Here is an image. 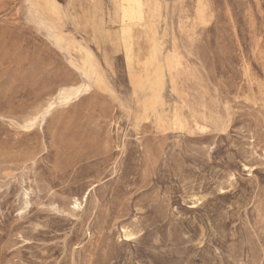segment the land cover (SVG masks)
<instances>
[{"label": "rangeland", "instance_id": "1", "mask_svg": "<svg viewBox=\"0 0 264 264\" xmlns=\"http://www.w3.org/2000/svg\"><path fill=\"white\" fill-rule=\"evenodd\" d=\"M0 264H264V0H0Z\"/></svg>", "mask_w": 264, "mask_h": 264}, {"label": "bare ground", "instance_id": "2", "mask_svg": "<svg viewBox=\"0 0 264 264\" xmlns=\"http://www.w3.org/2000/svg\"><path fill=\"white\" fill-rule=\"evenodd\" d=\"M145 34H146V37H148L149 36V33H148V29H145V32H144ZM161 122V121H160ZM175 125L176 126H179V127H181L182 128V124H181V122H180V120L176 117L175 118ZM127 237V236H126Z\"/></svg>", "mask_w": 264, "mask_h": 264}, {"label": "crops", "instance_id": "3", "mask_svg": "<svg viewBox=\"0 0 264 264\" xmlns=\"http://www.w3.org/2000/svg\"><path fill=\"white\" fill-rule=\"evenodd\" d=\"M147 29V28H146Z\"/></svg>", "mask_w": 264, "mask_h": 264}]
</instances>
